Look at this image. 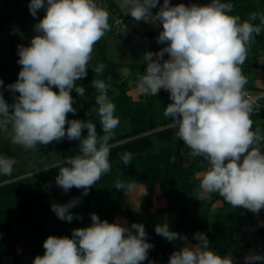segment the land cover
I'll use <instances>...</instances> for the list:
<instances>
[{
	"label": "clouds",
	"instance_id": "clouds-1",
	"mask_svg": "<svg viewBox=\"0 0 264 264\" xmlns=\"http://www.w3.org/2000/svg\"><path fill=\"white\" fill-rule=\"evenodd\" d=\"M119 3L135 21L162 25L156 41L167 46L144 54L147 66L138 86L144 95L156 96L161 89L169 92L172 103L165 107L164 116L174 121L175 135L190 154L207 161L196 198L210 199L218 193L233 208L259 213L264 209V133L253 129V106L245 91L248 80L242 65L248 46L264 31V13L252 12L241 20L231 14L233 5L222 0L188 6L172 5L170 0H163L162 5L159 0ZM158 5L159 11L153 14L151 10ZM28 8L34 18L41 9L46 14L34 25L37 34L30 44L18 46L21 70L17 81L7 87L19 95L9 104L0 92V130L10 128L11 143L25 150L65 138L80 141L79 155L66 157L67 166L54 165L59 167L55 180L65 193L75 187L86 196L111 170L109 140L120 120L108 97L109 86L102 80L92 82L103 135H98L90 119L69 120L67 116L77 112L72 90L79 96L85 94L84 87L75 82L87 76L94 46L110 29V14L97 0H30ZM256 20L259 24L253 23ZM104 67L98 64L93 71L102 73ZM3 83L0 80V87ZM85 129L87 135L82 138ZM132 157L131 152L120 155L125 166ZM15 163L14 158L0 156V175L10 176ZM115 187L124 190L125 184L117 181ZM79 202L74 198L53 205L52 211L60 220L71 222L70 209ZM155 232L170 242L187 240L170 231L166 223L157 225ZM194 239L199 243H186L171 254L168 264H233L230 255L221 256L209 248L206 234L197 232ZM153 247L146 241L143 224L133 223L129 228L92 213L90 226L73 229L71 237L48 236L44 254L32 264H142ZM261 260L264 255L245 256L246 264Z\"/></svg>",
	"mask_w": 264,
	"mask_h": 264
},
{
	"label": "trees",
	"instance_id": "trees-1",
	"mask_svg": "<svg viewBox=\"0 0 264 264\" xmlns=\"http://www.w3.org/2000/svg\"><path fill=\"white\" fill-rule=\"evenodd\" d=\"M20 2L21 0H0V37L6 24L18 12ZM222 2L231 3L233 5L231 14L239 15L241 20L248 18L246 13H241L244 6H251L256 12L264 13V0ZM170 4L174 5L173 0H170ZM253 23L259 24V20ZM252 52L256 54L252 55ZM262 53L264 31L256 35L254 42L248 46L247 58L242 65L245 76L255 67L253 58ZM101 60L102 62L98 64H103L106 71H111L107 75L115 90L111 91L108 97L116 106L115 115L119 117V125H125V129L129 131L116 137L118 144H111V140L109 141L111 170L101 176L86 196L83 195V189L73 187L65 193L56 184L55 178L59 174V168L33 179L19 180L1 186L0 264H28V259L44 254L43 242L48 236L71 237L73 229L90 226L92 213L109 223L120 222L118 217L127 212V209H123V196L130 189L128 185L136 183L158 186L168 199L167 217L165 213L157 212L154 222L136 221L137 224L144 225L146 241L154 246L149 250L148 259L142 264H149L150 261H154L155 264L168 263L171 254L178 251L182 245L189 242L199 243L194 239L197 232L206 231L209 248L218 250L221 256L237 249L251 247L255 237L264 236V226L254 221L249 210L233 208L225 201L228 213L212 212L209 199L196 198L200 191L196 172L207 169L208 164L202 157L193 156L192 162L186 165V151L189 149L176 137L178 128L174 121L164 116L165 107L172 103L170 95L132 100L128 89L121 84L119 76L114 77L116 71L108 69L110 61L105 58ZM17 61L18 57L12 58L8 63L0 62V70L9 69L12 65L18 66ZM83 82L85 80L80 79L75 83L78 87H84ZM53 91L58 92V89L53 88ZM71 95L76 101L81 97L75 89ZM261 114H264V110ZM67 118L70 120V117ZM65 127L67 128V125ZM60 142L71 157L80 154V141L76 140L73 147L67 144L66 138ZM125 152L133 154L128 166L120 159V155ZM10 177L12 178L13 174ZM117 181L125 184L124 190L115 187ZM214 197L215 193L211 194L210 199ZM74 198H79L80 201L70 209L74 219L71 222L60 220L52 211V206L66 204ZM228 218L232 220L231 233H227L225 228ZM165 223L170 231L186 236L187 240L177 239L170 242L157 235L155 227ZM125 226L131 228V225ZM131 230L135 233V229ZM212 231H215L214 235L210 234ZM18 248H21V252ZM7 256L13 257L10 263L5 261Z\"/></svg>",
	"mask_w": 264,
	"mask_h": 264
},
{
	"label": "rangeland",
	"instance_id": "rangeland-1",
	"mask_svg": "<svg viewBox=\"0 0 264 264\" xmlns=\"http://www.w3.org/2000/svg\"><path fill=\"white\" fill-rule=\"evenodd\" d=\"M252 12H256V11L254 10V8H251V6L250 7L244 6L243 11L241 10V13H246L248 16ZM45 14H46L45 10L41 9L38 11L37 16L34 18L30 14L29 10H18V12L11 19V21L8 22V24H6L1 34L0 62L4 64L10 62L12 58L15 59V57H18L19 59L18 46L20 45L28 46L30 44L31 39L37 34L34 30V25L38 23L39 20L45 16ZM138 26H140L141 30L138 27L137 28L141 33V35L143 36L144 40H146V42L150 46H152L154 40L157 38L156 36L157 34L154 33L153 35L148 36V33L146 32V25L140 23ZM108 32L110 33V29L108 30ZM109 36L113 37V41H109L111 45L109 46L108 44V48H110V50L108 51V53H106L105 57L101 49L98 48L97 43L95 44L92 53V59L89 62L87 69V74L89 73L90 76L88 75L85 78H81L82 81L85 80V82H83L85 94L84 96H81L77 101L75 100L73 107L77 109V112L75 114L72 113L68 114L70 120L79 119V120L87 121L90 119V121L96 125L98 135H103V132L100 125V119L97 114L98 106L95 104V95L97 93L95 88H93L92 86V82L95 80H102L105 84H107L109 86L108 96L111 91L115 90V88L113 86L114 84L107 75L111 71H106L104 69L102 73L97 74L93 71V68H95L96 64L98 65V63L102 62L101 59L105 58L107 61H110L111 63L108 69L109 70L112 69L116 71V73L119 76H122L125 72L122 69L117 68L116 65L113 64V62L116 61L120 65L121 63H123V57L122 56L118 57L117 54L122 53V48L127 44L130 45L133 42H137L139 44L141 43L138 40L135 41L126 40L117 36L115 37L112 33H110ZM252 53H253L252 55L256 54V52H252ZM257 58L259 57H254L253 60H255V62L257 61V63L260 66H264V61L263 60L258 61ZM19 69H21V65L18 66L12 65V67L9 69L0 70V80L4 82L3 86L0 87V92H2L4 99L9 104L14 103V95L15 96L19 95L17 93L13 94L7 87L8 85L13 84L17 81L18 74L16 73L19 71ZM261 70H264V67H261ZM10 132H11L10 128L8 132L0 130V156H7L10 158H14L16 163L13 167L12 178L10 176L0 175V187L9 184L11 182L25 180V179H33L41 174H46L50 170L58 169L59 167H56L54 165L60 163L62 166H67L64 160L66 157H71V156L66 152L61 142L53 141L48 145H38L37 149L35 150H25L23 147L11 143ZM127 132L129 131L125 129V125H118V127L115 129V135H113L112 138L110 139L111 144H118L119 141H116L117 139L116 137ZM86 135H87V130L85 129L82 131V138L85 137ZM185 163L186 165H188V156L185 158ZM158 190H159L158 186H146L138 183L133 184L132 187L123 196V200H122L123 209L124 210L127 209V212L123 214V217L125 219L129 218L132 221L133 219H135L136 221H140V222L145 221L146 218L150 219V217H152L153 214L156 213V210L159 208L157 206L158 200L155 199L156 195H159L156 194ZM129 212H131L130 216H133L132 217L133 219L128 215ZM158 212H162V211H158ZM124 218H118V219L121 222L129 224V222ZM130 224H132V222ZM259 249L260 250L256 249L253 252L246 253L243 256H238V255L236 256L237 253H231L229 255L233 259V264H246L245 262L246 255L252 253L264 255L263 247L259 246ZM18 250L21 252V248H18ZM217 254L220 255L218 251ZM12 260L13 257L7 259V261H12ZM33 260L34 258L28 259V264H32ZM257 262L263 263L264 260Z\"/></svg>",
	"mask_w": 264,
	"mask_h": 264
},
{
	"label": "crops",
	"instance_id": "crops-1",
	"mask_svg": "<svg viewBox=\"0 0 264 264\" xmlns=\"http://www.w3.org/2000/svg\"><path fill=\"white\" fill-rule=\"evenodd\" d=\"M109 1L114 6H116L117 8L121 9L119 0H109ZM97 2H98V0H97ZM210 2H211V0H173L174 5L183 3L186 6L191 5V4L206 5ZM159 3H160V5H162L163 0H159ZM151 11L153 12V14H155L157 11H159V5L156 8H153ZM108 23L110 25V33H112L114 35L112 28H111V23L109 21H108ZM135 23H136V27H138L139 29H140V26H138V25L140 23L146 25V32L148 33V36L156 33L157 34L156 36L158 37L160 31L163 30L162 25H160L159 23H157L156 25L146 23L144 21H139V22L135 21ZM110 33L107 31L105 33V35L101 38V40H99L97 42L98 48L101 49L104 57H105L106 53H108V51L110 50V48H108V44H109V46L111 45L109 43V41H113V37L109 36ZM136 40L140 41L141 43L139 44L137 42H133L130 45L127 44L122 48V53L117 54L118 57H121V56L123 57V63H121V65H120L116 61V62H113V64H115L117 68H120L125 72L122 76H119L118 74H116L114 77H117V75H118L121 84L124 85L128 89V94H129L130 98L132 100L138 101L144 97H150L151 96V95H144L143 93H141L138 85H139V80L142 77V75L144 74L146 66H147L146 62H144V60H143L144 54L146 52H153V51H152L150 45L146 42V40H144L143 36H142V39H136ZM138 44L141 46H139ZM164 46L166 47L167 45L164 44ZM256 57H259V58H257L258 61H261V60L264 61V59H263L264 53H262L260 56H256ZM256 65H258L257 61L254 63L255 68L253 67L246 74V77L248 80L246 87H248V88H245V89H251L255 92H264V70H261V67H264V66H257L256 67ZM135 67H137V68H135ZM137 71H139V72H137ZM158 95L163 96V97H168L170 94L168 91L161 89L156 96H158ZM261 112L262 111H254V107H253L250 118L253 121V129L259 128L261 133H264V114H261ZM262 151H264V149H262ZM187 156H188V164H190L193 160V156L190 154L189 150L186 151V157ZM206 170L207 169H203V170H199L196 172L195 176L199 180V184H200V181L202 179V175ZM156 194H159V195H156V197H155V199L158 200L157 206L159 207V208L157 207L158 209L156 210V213L158 211H162L166 214L167 210H168V199H167V197H165L161 193L160 189L156 192ZM208 201L211 204L212 212H221L223 214L228 213V211L225 207V201L223 200L222 197L219 196L218 193H215V197L213 199H209ZM156 213H154V214L152 213L153 216L150 217V219L146 218V222L156 221V217H155ZM251 215L257 224H259L260 226H264V209H261V211L259 213L251 212ZM130 217L132 218L133 216H130ZM166 217H167V214H166ZM118 218H124V217L120 216ZM125 220H127L129 222V224H126V223L121 222V221L120 222L123 224L129 225V226L132 225L133 223H136L135 219H133V221H132L131 219L126 218ZM131 222H132V224H130ZM225 228H226L227 233H231L233 231L231 219L228 218L226 220ZM203 233L206 234V231H204ZM191 244L195 245V244H197V242H193ZM183 246H185V245H182L181 247H183ZM259 246H262L264 249V236L260 235V236L255 237L253 245L251 247L237 249L231 253H237L236 256L237 255L243 256L244 254L249 253V252H253L256 249L260 250ZM211 250H214L215 252L218 251L215 249H211ZM231 253H229V254H231ZM11 257L12 256H7L5 258L6 263L11 262V261H7V259H9ZM165 264H168V263H165Z\"/></svg>",
	"mask_w": 264,
	"mask_h": 264
},
{
	"label": "built area",
	"instance_id": "built-area-1",
	"mask_svg": "<svg viewBox=\"0 0 264 264\" xmlns=\"http://www.w3.org/2000/svg\"><path fill=\"white\" fill-rule=\"evenodd\" d=\"M30 0H21L19 10H29L28 5ZM101 6L107 8L109 12V21L115 36L126 40L142 39V35L136 27L135 20L126 15L123 10L114 6L109 0H98ZM152 51L158 52L161 48L165 47L164 44H158L154 40L153 45L150 46ZM164 59H168V54L165 53ZM247 98L251 101L254 111L264 110V92H255L251 89H245Z\"/></svg>",
	"mask_w": 264,
	"mask_h": 264
},
{
	"label": "water",
	"instance_id": "water-1",
	"mask_svg": "<svg viewBox=\"0 0 264 264\" xmlns=\"http://www.w3.org/2000/svg\"><path fill=\"white\" fill-rule=\"evenodd\" d=\"M67 143H68L69 145H71V146H74V145L76 144V140L69 141V140L67 139ZM128 215L130 216V215H131V212H129ZM210 234H211V235H214V234H215V231H212Z\"/></svg>",
	"mask_w": 264,
	"mask_h": 264
}]
</instances>
